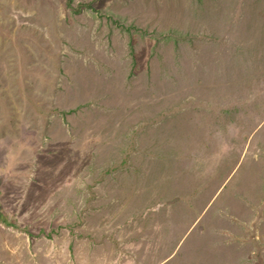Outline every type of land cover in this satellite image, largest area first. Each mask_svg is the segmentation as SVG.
<instances>
[{
  "label": "rangeland",
  "instance_id": "obj_1",
  "mask_svg": "<svg viewBox=\"0 0 264 264\" xmlns=\"http://www.w3.org/2000/svg\"><path fill=\"white\" fill-rule=\"evenodd\" d=\"M0 209L25 264H264V0H0Z\"/></svg>",
  "mask_w": 264,
  "mask_h": 264
},
{
  "label": "crops",
  "instance_id": "obj_2",
  "mask_svg": "<svg viewBox=\"0 0 264 264\" xmlns=\"http://www.w3.org/2000/svg\"><path fill=\"white\" fill-rule=\"evenodd\" d=\"M16 209L4 210L3 212H6L7 218H4L2 215L0 216V231L2 230V233H4V228L7 230L11 229L8 221L9 220L13 221V218L17 217V215H15V214L19 210H16ZM0 213H2L1 209H0ZM8 239L7 238L6 239L1 238V240H0V257H2L3 254H5L9 258V255H10L12 258L14 257L13 259H9L11 262H13V264H25V261H27L26 259H30L31 256L33 257V259L35 258L31 250H34V251L37 250L38 252H36L37 255H35V256H37L41 261L44 260L47 263V259L50 256V248H49L50 246L45 244L44 242L47 240L48 243H50V235H48V236L42 235V238H39V242H38V239L33 238L31 243H32V245H35V246L31 249L26 248L27 251L23 250L22 244L21 245L18 244V246H19L18 247L16 245L17 242L13 243L14 246H12L11 243L8 241ZM36 240H37V242H36ZM39 245L40 246H46L47 245L48 248L46 249L45 247H42L41 249H39V247H38ZM15 246H16V248H14ZM52 250H54V247H52ZM45 256H47V258H45ZM9 260L7 259L6 262H8ZM33 261L36 262L35 259Z\"/></svg>",
  "mask_w": 264,
  "mask_h": 264
}]
</instances>
